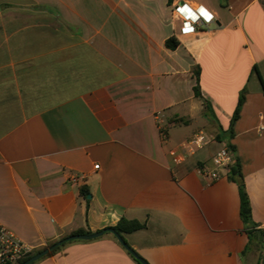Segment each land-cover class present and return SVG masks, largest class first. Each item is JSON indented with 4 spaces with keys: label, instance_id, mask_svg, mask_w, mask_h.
Segmentation results:
<instances>
[{
    "label": "crops",
    "instance_id": "0c3cea01",
    "mask_svg": "<svg viewBox=\"0 0 264 264\" xmlns=\"http://www.w3.org/2000/svg\"><path fill=\"white\" fill-rule=\"evenodd\" d=\"M176 1L214 22L182 36L168 0H0V223L32 252L125 218L145 223L121 236L148 264H264L236 184L197 173L229 142L264 231V2ZM242 90L232 136L218 140ZM208 129L202 149L171 163V149ZM34 264L137 263L104 233Z\"/></svg>",
    "mask_w": 264,
    "mask_h": 264
},
{
    "label": "built area",
    "instance_id": "2783aa9c",
    "mask_svg": "<svg viewBox=\"0 0 264 264\" xmlns=\"http://www.w3.org/2000/svg\"><path fill=\"white\" fill-rule=\"evenodd\" d=\"M169 9L171 15L180 21L178 33L182 36L194 34L200 28L208 27L215 20L214 14L200 4L191 5L185 1L173 0L169 3ZM160 135L163 138L166 135L161 128ZM209 140L210 137L204 131L194 133L169 151L171 163L173 165L182 164L187 157L202 149ZM232 162L231 152L226 145H222L212 156L210 165L201 164L197 167V173L202 178L212 182L227 173ZM98 166L94 165V168L98 169ZM78 178L74 174L69 176L71 182H76ZM31 252L32 249L28 245L19 240L10 229L0 223V264H16Z\"/></svg>",
    "mask_w": 264,
    "mask_h": 264
},
{
    "label": "trees",
    "instance_id": "16d2710c",
    "mask_svg": "<svg viewBox=\"0 0 264 264\" xmlns=\"http://www.w3.org/2000/svg\"><path fill=\"white\" fill-rule=\"evenodd\" d=\"M172 1L173 0H168V3H171ZM165 45L168 49H174L178 45V42L174 38H169L166 40ZM194 75L196 77V84L193 87L194 96L203 101L204 107H205V113L209 117V114H207V113H209L211 108H210L209 104L205 100H203V98L201 96L200 85H199V70L198 69L196 71H194ZM245 93H246L245 90H242L240 92V94L238 96V100H237V105L235 107V110H234L233 115H232L231 120H230L229 128L223 135H217L218 140H221V138L229 139L232 136L233 125L236 122V120L238 119L240 110H241V108L245 102ZM226 146L228 147V149L231 152L232 157H233V162L229 166L228 171H227V178L231 182L235 183L237 188H238L239 198H240V217H241V220L244 224L245 233L248 236L250 243L253 240L257 239L258 237L261 239V242L264 243V231L257 229V223L252 218L251 203H250V199H249L248 192L246 189V184H245L244 176L242 173L241 165H240L239 159L234 156L235 148L231 144H229V142L226 143ZM80 194L83 198H86L88 196L89 192L86 188L82 187V188H80ZM109 228L114 230L118 234L123 235V234H128V233H131V232L145 228V223H141L137 220H127L125 218H121L115 226L109 227ZM83 233H84V231L76 232V234H83ZM52 244H54V243H51L50 245H52ZM61 245L54 248L48 255L43 256L42 258H45V257H48V256L54 254L60 248ZM37 252H39V251H35V252H32V253L26 255L25 257L21 258L16 264L23 263L27 259L31 258L33 255H35ZM129 254L136 261L137 264H141L142 261L145 262L146 264H148L138 254H136V253L135 254L129 253ZM42 258H40V259H42ZM34 263L35 262H33L31 264H34Z\"/></svg>",
    "mask_w": 264,
    "mask_h": 264
},
{
    "label": "water",
    "instance_id": "95a60500",
    "mask_svg": "<svg viewBox=\"0 0 264 264\" xmlns=\"http://www.w3.org/2000/svg\"><path fill=\"white\" fill-rule=\"evenodd\" d=\"M88 198H90L88 196ZM104 233H111L116 240L131 254H135L134 251L126 244V242L124 241V239L122 238V236L120 234H118L117 232H115L114 230L110 229V228H106L94 233H90V234H74V235H70L60 241H57L56 243L40 250L39 252H37L35 255H33L31 258L27 259L26 261H24L21 264H31L33 262L38 261L40 258H42L43 256L48 255L54 248H56L57 246L61 245L62 243L66 242V241H70V240H92V239H96L100 236H102ZM141 264H146L145 262H141Z\"/></svg>",
    "mask_w": 264,
    "mask_h": 264
},
{
    "label": "rangeland",
    "instance_id": "374dc122",
    "mask_svg": "<svg viewBox=\"0 0 264 264\" xmlns=\"http://www.w3.org/2000/svg\"><path fill=\"white\" fill-rule=\"evenodd\" d=\"M215 2H218V4L221 6V7H223L224 5H225V3H226V1L227 0H214ZM248 37L250 38L249 40H250V44H251V47L253 48V40L251 39V37L249 36V34H248ZM250 45L249 44H246L245 45V47L246 48H248ZM250 47V48H251ZM208 136H211V134H210V132H209V129H208V131H204Z\"/></svg>",
    "mask_w": 264,
    "mask_h": 264
}]
</instances>
